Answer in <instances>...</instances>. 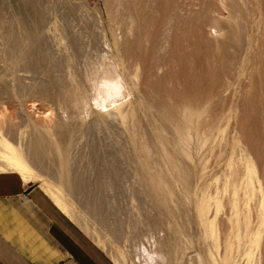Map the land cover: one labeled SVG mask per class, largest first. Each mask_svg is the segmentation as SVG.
Listing matches in <instances>:
<instances>
[{
	"label": "rangeland",
	"instance_id": "rangeland-1",
	"mask_svg": "<svg viewBox=\"0 0 264 264\" xmlns=\"http://www.w3.org/2000/svg\"><path fill=\"white\" fill-rule=\"evenodd\" d=\"M15 156L117 264H264V0H0Z\"/></svg>",
	"mask_w": 264,
	"mask_h": 264
},
{
	"label": "crops",
	"instance_id": "crops-1",
	"mask_svg": "<svg viewBox=\"0 0 264 264\" xmlns=\"http://www.w3.org/2000/svg\"><path fill=\"white\" fill-rule=\"evenodd\" d=\"M0 264H117L38 183L0 171Z\"/></svg>",
	"mask_w": 264,
	"mask_h": 264
},
{
	"label": "bare ground",
	"instance_id": "bare-ground-1",
	"mask_svg": "<svg viewBox=\"0 0 264 264\" xmlns=\"http://www.w3.org/2000/svg\"><path fill=\"white\" fill-rule=\"evenodd\" d=\"M168 1H169V0H168ZM163 2H165V1H163ZM173 2H174V1H173ZM165 4H166V3H165ZM167 4H168V3H167ZM161 6H162V5H161ZM164 6L166 7V5H164ZM167 6H168V5H167ZM173 6H174V5H173ZM165 7H164V8H165ZM170 9H173V8L170 7ZM164 20H165V18H164ZM164 23H165V22H164ZM161 25H163V24H161ZM161 25H160V26H161ZM206 25H207V24H206ZM143 27H145V26H143ZM204 29H205V28H204ZM205 30H206V29H205ZM193 31H194V30H193ZM196 31H197V30H196ZM214 31H216V30H214ZM197 32H198V31H197ZM204 33H205V32H204ZM206 33H207V31H206ZM196 34H197V33H196ZM199 34H200V33H199ZM199 34H198V36H199ZM208 34L211 35V33H208ZM159 35H160V34H159ZM205 35H207V34H205ZM202 36H203V34H202ZM202 36H199V37H202ZM192 37H193V36H192ZM204 37H206V36H204ZM208 38H210V37H208ZM206 39H207V37H206ZM178 41H179V40H178ZM178 41H177V42H178ZM127 44H128V43H127ZM156 44H157V43H156ZM171 44H172V43H171ZM158 45H159V44H158ZM175 45H176V44H175ZM181 45H182V44H181ZM153 46H154V45H153ZM225 46H226V45H225ZM123 47H125V46H123ZM123 47H122V49H123ZM132 47H133V46H132ZM176 48H177V47H176ZM124 50H125V49H124ZM151 50H152V49H151ZM154 50H155V49H154ZM131 51H132V49H131ZM178 51H179V50H178ZM212 51H213V50H212ZM126 52H127V51H126ZM128 52H129V51H128ZM128 52H127V53H128ZM154 52H155V51H154ZM154 52H153V53H154ZM190 52H191V51H190ZM129 53H130V52H129ZM121 54H122V53H121ZM130 54H131V53H130ZM130 54H129V55H130ZM133 55H134V54H133ZM191 55H192V54H191ZM130 56H131V55H130ZM188 56H189V54H188ZM124 58H125V57H124ZM185 58H186V57H185ZM190 58H191V57H190ZM125 59H126V58H125ZM127 60H128V59H127ZM162 60H163V59H162ZM186 60L188 61V59H186ZM128 61H129V60H128ZM179 61H180V60H179ZM187 61H185V62H187ZM214 61H215V60H214ZM180 63H181V61H180ZM131 64H132V63H131ZM153 64H155V63H153ZM158 64H159V62H158ZM163 64H165V63H163ZM188 64H189V63H188ZM129 65H130V64L128 63L127 66L130 67ZM182 65H183V63H182ZM182 65H181V66H182ZM168 66H169V64H168ZM179 66H180V65H178V67H179ZM183 66H184V65H183ZM157 67H158V66H157ZM159 67H160V66H159ZM165 67H166V66H165ZM201 68H202V67H201ZM162 69H163V68H162ZM190 69H191V68H190ZM176 70H177V68H176ZM152 71H154V70L152 69ZM152 71H151V72H152ZM178 71H179V70H178ZM189 71H190V70H189ZM189 71H186V73L189 72ZM213 71H214V70H213ZM117 73H118V72H117ZM137 73H138V71H137ZM190 73H191V72H190ZM214 73H215V72H214ZM187 74H188V73H187ZM202 74H203V73H202ZM181 75H182V73H181ZM183 75H184V72H183ZM166 76H167V75H166ZM179 76H180V75L177 74L176 77L179 78ZM194 76L196 77V75H194ZM110 77H111V79H110ZM151 77H152V76H151ZM162 77H163V76H162ZM180 77H181V76H180ZM182 77H183V76H182ZM185 77H186V76H185ZM198 77H199V76H198ZM102 79H103V80H101V89H102L101 92H104L105 95H109L110 97H111V93H112V92H113V93H117V94L120 93L121 88L118 87V85H117V81L114 80V79L112 78V76H110L109 71H107V74H105V76H104ZM182 79H184V78H182ZM118 80H119V79H118ZM165 80H167V79L163 78V82H164ZM179 80H180V79H179ZM122 81H123V80H122ZM137 81H138V80H137ZM212 81H213V80H212ZM111 82H112V84H113V87H111ZM123 82H124V81H123ZM165 82H166V81H165ZM179 82H182V80H180ZM196 82H197V81H196ZM196 82H195V83H196ZM197 83H198V82H197ZM163 84H164V83H163ZM209 84H210V83H209ZM199 85H201V84H199ZM182 86H183V85H182ZM211 86H212V85H211ZM200 87H201V86H200ZM215 87H216V86H215ZM215 87L213 88L214 91L216 90ZM122 88H123V87H122ZM124 88H125V87H124ZM124 88H123V89H124ZM161 88H163V87H161ZM179 88H180V87H179ZM201 88H203V87H201ZM201 88H200V89H201ZM165 89H166V88H165ZM203 89H204V88H203ZM205 89H208V88L206 87ZM205 89H204V91H205ZM161 90H162V89H161ZM161 90H160V91H161ZM167 90H168V89H167ZM176 90H177V89H176ZM179 90H180V89H179ZM192 90H193V88H192ZM192 90H191V91H192ZM209 90H210V89H209ZM209 90H208V92H209ZM150 91H151V90H150ZM163 91H164V90H163ZM191 91H190V97L192 96V95H191ZM194 91H197V90L194 89ZM176 92H177V91H176ZM197 92H198V91H197ZM163 93H164V92H163ZM165 93H166V92H165ZM183 93H185V92H183ZM188 93H189V92H188ZM193 93H194V92H193ZM198 93H199V92H198ZM200 93H201V92H200ZM200 93H199V94H200ZM186 94H187V93H185V96H187ZM195 94H196V93H195ZM214 94H215V92H214ZM118 95H119V94H118ZM127 95H128V93H127ZM161 95L164 97L165 95H167V93H166L165 95H164V94H160V95H158V96L160 97ZM183 95H184V94H183ZM188 95H189V94H188ZM193 95H194V94H193ZM155 96H156V95H155ZM170 96H171V95H170ZM175 96H176V95H175ZM179 96H180V94L178 95V93H177V97H179ZM197 96H199V95H197ZM201 96H202V95H201ZM105 97H106V96H105ZM165 97H166V96H165ZM177 97H176V98L174 97V98H175L176 100H178V102H179L180 98L177 99ZM192 97H193V96H192ZM106 98H107V97H106ZM106 98H105V99H106ZM168 98H170V97H168ZM168 98L166 97L167 100H168ZM174 98H172V99L174 100ZM184 98L187 99V97H184ZM108 99H109V98H108ZM110 99H111V98H110ZM172 99H171V100H172ZM188 99H189V98H188ZM195 99H196V95L194 96L193 103H194ZM113 100H114V99H113ZM113 100H111V101H113ZM161 100H163V98H162ZM181 100L183 101L184 99H181ZM181 100H180V101H181ZM190 100H191V99H190ZM190 100H189V101L187 100L188 104H190V103H189ZM196 100H197V99H196ZM164 101L166 102V100H164ZM185 101H186V100H185ZM191 101H192V100H191ZM197 101H198V100H197ZM165 102H164V103H165ZM169 102H170V100H169ZM166 103H167V102H166ZM166 103H165V104H166ZM174 103H175V105H176V101H175V100H174ZM179 103H180V102H179ZM193 103L191 102L192 105H193ZM195 103H196V102H195ZM195 103H194V104H195ZM203 103H204V102H203ZM206 103L208 104V101H207ZM170 104L173 105L171 102H170ZM177 104H178V103H177ZM128 105H129V103H128ZM168 105H169V103H168ZM180 105H181V103H180ZM180 105H179V107L182 106V105H181V106H180ZM192 105H191V106H192ZM197 105H199V103H198ZM173 106H174V105H173ZM173 106H172V107H173ZM177 106H178V105H177ZM185 106H186V105H185ZM162 107H163V106H162ZM169 107H170V106H169ZM179 107H178V109H179ZM174 108H176V106H175ZM163 109H165V108L163 107ZM170 109H171V108H170ZM165 110H166V109H165ZM183 110H184V109H183ZM168 111H170V110H168ZM175 111L177 112L178 110L175 109ZM158 112H159V111H158ZM160 112H161V111H160ZM171 112H173V111H171ZM188 112H189V111H188ZM190 112H191V111H190ZM193 112H195V111H193ZM177 113H178V112H177ZM177 113H175V114H177ZM158 114H159V113H158ZM164 114H166V113H164ZM172 114H174V113H171V115H172ZM187 114H188V113H187ZM195 114H196V112H195ZM171 115H170V116H171ZM182 115H183V114H182ZM168 116H169V115H168ZM170 116H169V117H170ZM175 116H176V115H175ZM172 118H173V117H172ZM193 118H194V117H193ZM173 119H174V118H173ZM166 120H167V119H166ZM175 120H176V119H175ZM185 120H186V119H185ZM213 120H214V119H213ZM169 121H170V120H169ZM176 122H177V121H176ZM176 122H175V123H176ZM205 122H206V120H205ZM186 123H187V122H186ZM190 123H191V122H190ZM164 125H165V124H164ZM167 125H168V124H167ZM204 125H205V124H204ZM204 125H203V128H204ZM191 126H192V125H191ZM201 126H202V125H201ZM184 128H185V127H184ZM198 128H199V127H198ZM207 128H208V127H207ZM180 130H181V129H180ZM199 130H200V129H199ZM189 132H190V131H189ZM189 132H188V133H189ZM191 132H192V131H191ZM196 133H197V132H196ZM206 133H207V132H206ZM206 133H205V134H206ZM189 134H190V133H189ZM202 134L204 135L203 132H202ZM202 134H201V135H202ZM198 135H199V134H198ZM201 135H200V136H201ZM182 140H184V139H182ZM188 141H189V140H188ZM188 141H185V142L188 143ZM185 142H184V143H185ZM180 145H181V144H180ZM185 145H186V144H185ZM181 150H182V149H181ZM8 164H9V169H11V170H13V171H15V172H22V171H25V169H26V167H25V165L23 164V162H22L20 159H18L16 156L13 157V158H12V157L8 158Z\"/></svg>",
	"mask_w": 264,
	"mask_h": 264
}]
</instances>
